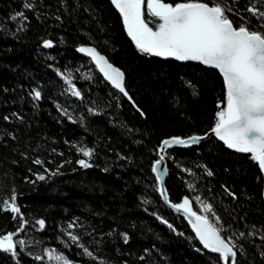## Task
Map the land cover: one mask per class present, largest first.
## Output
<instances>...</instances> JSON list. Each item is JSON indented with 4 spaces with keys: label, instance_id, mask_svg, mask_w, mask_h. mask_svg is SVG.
I'll return each instance as SVG.
<instances>
[{
    "label": "trees",
    "instance_id": "trees-1",
    "mask_svg": "<svg viewBox=\"0 0 264 264\" xmlns=\"http://www.w3.org/2000/svg\"><path fill=\"white\" fill-rule=\"evenodd\" d=\"M24 2L0 0V23L8 26L7 31L0 29V235L17 226L11 212L2 210V202L14 191L29 220L23 235L38 242L30 245L34 253L43 255V249L51 246L77 264H99L82 255L77 245L66 243L65 229L73 221L81 242L110 264H217L218 255L204 251L184 219L163 203L150 166L157 158L153 149L163 138L209 132L217 101L223 97L220 75L200 64L139 53L111 0H32L39 16L24 9ZM249 4L264 10V0H236L235 7L246 9ZM15 11H24L29 18L28 26L19 31L15 21L5 19ZM243 15L257 23L246 11ZM44 39H52L54 46L45 47ZM81 44L97 47L125 71L126 87L145 115L76 53ZM57 69L71 72L86 97L83 103L67 92ZM88 72L94 81L84 78ZM35 88L42 93L38 101L31 95ZM109 93L119 97L112 100V107L101 104L105 110L98 115L86 111L89 99H107ZM57 102L73 112L77 122L68 121ZM81 112L87 126L79 122ZM79 142L95 149L93 167L84 169L75 163L85 158L76 151ZM169 151L165 181L170 199L179 202L189 195L194 210H199L197 194L213 203L233 230L246 233L240 241L246 254L238 252V264H264L260 255L264 241L259 235L264 227V181L258 179L263 174L250 154L228 149L215 138ZM37 157L43 165L34 163ZM68 160L71 163H64ZM180 165L200 177L198 191L188 188L193 176ZM45 166L53 171L59 167V173L37 180L35 173ZM225 186L237 194L235 199ZM39 218L45 219V228L34 230ZM253 224L257 235L247 236ZM123 233L128 234L127 242ZM0 264L41 262L27 252L13 258L0 251Z\"/></svg>",
    "mask_w": 264,
    "mask_h": 264
},
{
    "label": "snow or ice",
    "instance_id": "snow-or-ice-1",
    "mask_svg": "<svg viewBox=\"0 0 264 264\" xmlns=\"http://www.w3.org/2000/svg\"><path fill=\"white\" fill-rule=\"evenodd\" d=\"M42 2L43 0H41ZM259 2L260 0H257V3ZM111 4L118 10L127 35L139 53L174 58L176 61H196L218 70L222 76L223 97L217 101L214 124L209 131L228 149L250 154V159L256 162L259 171L264 173V10L255 4H249L246 9L237 10L236 0H175V2L147 0V12L156 18V26L153 28L145 19V0H111ZM37 7V4L32 0H25L23 4V8L29 11H36ZM245 11L255 18L256 24H252L249 16L243 15ZM36 15L39 16L38 11H36ZM237 17L239 22L236 20ZM59 18L57 17V19ZM5 19L15 21L17 31L28 26L25 22L29 18L24 11H15ZM0 29L7 31L8 26L0 23ZM61 39L63 40V37ZM54 43L52 39L43 40L45 47H52ZM77 50L90 58L91 63L102 74L105 82L126 97L137 108L140 115H145L143 109L136 105L126 87L124 70L112 63L95 46L81 44ZM65 71L69 74H64L57 69L68 86L67 91L83 103L86 99L84 93L73 82L71 72L67 69ZM83 76L89 81L95 80L90 72L84 73ZM187 83L191 85V81ZM31 95L35 101L42 99L39 88L33 89ZM114 99L118 100L119 97L112 93L108 94L107 99H89L86 111L91 115L102 114L105 108L101 104L112 107ZM56 107L68 121L77 122V117L73 112L58 102ZM5 119L8 120L10 117L5 116ZM79 122L87 126L83 112L79 116ZM208 134V132H204L203 134L172 135L163 138L153 149L157 153V158L150 167L152 173L155 174L156 191L159 197L171 210L182 214L203 249L218 254L215 258L217 264L219 261H222L223 264H238V252L241 255L246 254L244 245L240 242L246 237V233L239 229L233 230V225L224 221L214 204L202 199L201 195H195V202L199 205V210H194L193 201L189 195H184L179 202H174L170 199L169 190L166 187L165 177L169 170L165 161L166 157L170 155L169 150H174L175 147L199 144ZM52 151L55 152L56 149ZM76 151L85 157L77 159L76 164L84 169L93 167L91 163L95 154L93 147L79 142ZM34 163L43 165L44 161L37 157ZM64 163H71V161H64ZM62 166L63 164L59 167ZM59 167L53 171L45 166L43 171L35 173L37 180L44 181L51 175H56L59 173ZM180 167L184 172L193 176L192 181L188 183V188L193 192L198 191L196 181L200 177L193 172L192 168L183 165ZM204 169L208 175H212L206 165H204ZM258 179L264 181V176L258 177ZM225 191L233 199L236 198L237 194L227 186H225ZM143 199L145 203L150 202L146 197ZM2 210L10 211L12 218L18 222L14 231L10 230L6 234L0 235V251L10 254L13 258H18L21 252H27V255L41 264L45 258L47 264H77L66 253L51 246L43 249V255L30 250V245L38 242L23 235L26 226L29 225V220L21 211L14 191L10 198L2 202ZM158 218L170 229L174 228V225L163 216H158ZM45 225V219L39 218L35 221L33 229L38 227L39 230H43ZM77 226L73 221L68 222L67 229H65L68 238L66 243L77 245L82 249V255L98 260L99 264H110V261L100 257L81 242L82 237L74 231ZM251 228L252 231L247 233V236H256V225H251ZM230 230H232L231 234L226 237L225 233ZM122 235L127 242L128 234L123 233ZM259 235L264 241V227L261 228ZM144 251L147 253L149 249L146 248ZM260 255L264 258V251H261Z\"/></svg>",
    "mask_w": 264,
    "mask_h": 264
},
{
    "label": "water",
    "instance_id": "water-1",
    "mask_svg": "<svg viewBox=\"0 0 264 264\" xmlns=\"http://www.w3.org/2000/svg\"><path fill=\"white\" fill-rule=\"evenodd\" d=\"M144 11H145V19H146V22H148V24H149L150 27L155 28V26H156V18H154V17H152L150 14H148V12H147V0H145ZM77 49H78V47L76 48V53H77L80 57H83V58L87 59V60L91 63L90 58H88V57L86 56V54L79 53ZM171 59H174V58H171ZM180 62H183V63H191V64H200V65H202L201 63L196 62V61H180ZM91 64H92V63H91ZM92 65H93V64H92ZM202 66L205 67V68H207V69L213 70V71H215V72L218 73V70L212 69V68L209 67V66H205V65H202ZM93 67H94V65H93ZM94 68H95V67H94ZM96 71H97V73L103 78L102 74H100V73L98 72V69H96ZM218 74H219V73H218ZM219 75H220V74H219ZM220 77L222 78V76H220ZM106 83H107V82H106ZM107 84H108V83H107ZM108 85H110V84H108ZM115 91L118 93L117 90H115ZM119 94H120V93H119ZM120 95H122V94H120ZM208 133H209L208 136L205 137L203 140H201L199 144L206 142V141L209 140L210 138H215V139L219 140V139H218L217 137H215L214 134H212L210 131H209ZM219 141H220V140H219ZM221 142H222V141H221ZM199 144H196V145H199ZM192 146H194V145H192ZM189 147H191V146H189ZM189 147H179V148H189ZM262 174H263V176H264V173H262ZM154 175H155V174H154ZM166 178H167V176L165 177V180H166ZM162 201H163V200H162ZM163 203H164V201H163ZM164 204H165V203H164ZM168 208H169V207H168ZM169 209H170V208H169ZM170 210H171V209H170ZM171 211H172L176 216H179V217L183 218L182 214H178V213H176L174 210H171ZM183 219H184V221L187 223L188 227L190 228V230H191V232H192V234H193V236H194V238H195V233L192 231L190 224H188V222H187V220H186L185 218H183ZM195 240L198 242V239L195 238ZM198 243H199V242H198ZM199 245H200L201 248L203 249V246H202L201 244H199ZM203 250H204V251H207V252H209V253H211L210 250H207V249H203ZM212 254H215V253H212ZM215 255H218V254H215Z\"/></svg>",
    "mask_w": 264,
    "mask_h": 264
},
{
    "label": "rangeland",
    "instance_id": "rangeland-1",
    "mask_svg": "<svg viewBox=\"0 0 264 264\" xmlns=\"http://www.w3.org/2000/svg\"><path fill=\"white\" fill-rule=\"evenodd\" d=\"M133 44H134V43H133ZM58 76H59V78L63 81V83H64V85H65V87H66V90H67L68 86L65 84V82H64V80H63V78H62V76H61V75H58ZM67 92L71 95V92H69V91H67ZM263 197H264V192H263ZM44 261L47 263L46 258H45Z\"/></svg>",
    "mask_w": 264,
    "mask_h": 264
}]
</instances>
